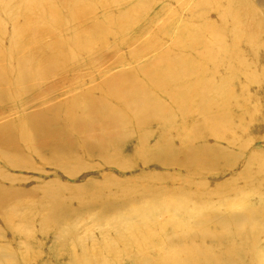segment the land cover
I'll use <instances>...</instances> for the list:
<instances>
[{
	"label": "rangeland",
	"instance_id": "obj_1",
	"mask_svg": "<svg viewBox=\"0 0 264 264\" xmlns=\"http://www.w3.org/2000/svg\"><path fill=\"white\" fill-rule=\"evenodd\" d=\"M0 264H264V0H0Z\"/></svg>",
	"mask_w": 264,
	"mask_h": 264
},
{
	"label": "bare ground",
	"instance_id": "obj_2",
	"mask_svg": "<svg viewBox=\"0 0 264 264\" xmlns=\"http://www.w3.org/2000/svg\"><path fill=\"white\" fill-rule=\"evenodd\" d=\"M164 67H165V66H163V67L160 66L159 69H156V70H155V73L160 72ZM165 68H166V67H165ZM236 223H237L236 221H233V224L237 225ZM141 238H145V237L141 234L139 237H136V239H135L134 241L136 242V241L140 240ZM138 245H139L140 247L137 246V247H136V250H137V252L142 253L143 250H144V248H145V246L142 247L139 243H138ZM141 248H142L143 250H142ZM141 259L144 260V258H141ZM145 260H147V259H145Z\"/></svg>",
	"mask_w": 264,
	"mask_h": 264
}]
</instances>
